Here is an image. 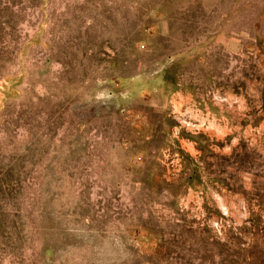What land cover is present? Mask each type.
<instances>
[{
  "label": "rangeland",
  "instance_id": "rangeland-1",
  "mask_svg": "<svg viewBox=\"0 0 264 264\" xmlns=\"http://www.w3.org/2000/svg\"><path fill=\"white\" fill-rule=\"evenodd\" d=\"M0 264H264V0H0Z\"/></svg>",
  "mask_w": 264,
  "mask_h": 264
}]
</instances>
